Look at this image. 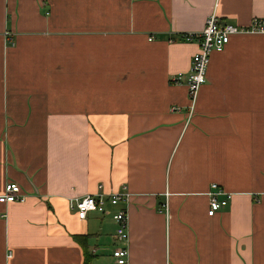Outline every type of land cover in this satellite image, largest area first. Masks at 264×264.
Returning a JSON list of instances; mask_svg holds the SVG:
<instances>
[{"label": "crops", "instance_id": "0c3cea01", "mask_svg": "<svg viewBox=\"0 0 264 264\" xmlns=\"http://www.w3.org/2000/svg\"><path fill=\"white\" fill-rule=\"evenodd\" d=\"M212 15L264 0H0V194L26 196L0 203V264H85L77 235L117 264L112 217L70 202L123 184L128 264H264V34L212 53L193 113L172 82Z\"/></svg>", "mask_w": 264, "mask_h": 264}, {"label": "built area", "instance_id": "2783aa9c", "mask_svg": "<svg viewBox=\"0 0 264 264\" xmlns=\"http://www.w3.org/2000/svg\"><path fill=\"white\" fill-rule=\"evenodd\" d=\"M235 34H264V18L254 17L248 25H235L223 22L216 15L208 18L203 31L190 33L185 36L187 41H195L199 49L194 54L191 67L187 75L182 73L172 77L175 84L185 83L188 88L191 104L190 112L193 113L196 99L202 85L208 81L207 73L210 58L213 52L223 51L229 43L231 36ZM173 111L180 110L179 106L172 107ZM190 113V115H191ZM221 191L217 184H212L210 196L209 215L213 216L220 210L225 202L218 200ZM131 192L126 184L111 192H104L103 185L98 186V192L71 200L70 207L78 218L85 220L90 213L110 215L116 224L117 246L113 250V257L117 264L129 262V205ZM26 196L21 192L18 184L8 182L4 192L0 194V203L23 202ZM11 256V253L9 254Z\"/></svg>", "mask_w": 264, "mask_h": 264}, {"label": "trees", "instance_id": "16d2710c", "mask_svg": "<svg viewBox=\"0 0 264 264\" xmlns=\"http://www.w3.org/2000/svg\"><path fill=\"white\" fill-rule=\"evenodd\" d=\"M76 239L78 243L82 246L85 254V264H92V261L94 260L95 256L94 253H92L88 247V236L87 235H77Z\"/></svg>", "mask_w": 264, "mask_h": 264}, {"label": "rangeland", "instance_id": "374dc122", "mask_svg": "<svg viewBox=\"0 0 264 264\" xmlns=\"http://www.w3.org/2000/svg\"><path fill=\"white\" fill-rule=\"evenodd\" d=\"M116 235V234H115Z\"/></svg>", "mask_w": 264, "mask_h": 264}]
</instances>
